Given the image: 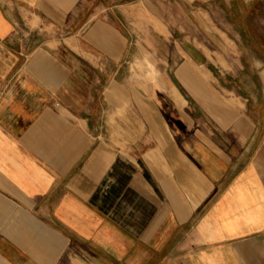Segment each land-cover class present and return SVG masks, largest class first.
Segmentation results:
<instances>
[{
  "label": "crops",
  "instance_id": "crops-1",
  "mask_svg": "<svg viewBox=\"0 0 264 264\" xmlns=\"http://www.w3.org/2000/svg\"><path fill=\"white\" fill-rule=\"evenodd\" d=\"M0 264H264V0H0Z\"/></svg>",
  "mask_w": 264,
  "mask_h": 264
},
{
  "label": "rangeland",
  "instance_id": "rangeland-1",
  "mask_svg": "<svg viewBox=\"0 0 264 264\" xmlns=\"http://www.w3.org/2000/svg\"><path fill=\"white\" fill-rule=\"evenodd\" d=\"M193 7H189L188 9L191 11H195L197 6L204 8L205 10L209 11L211 13V10L215 12V19H205V31L209 34H200L199 38L202 40L209 48H217L220 44L223 45H233L234 42L233 40L231 41L228 39V35H223L219 34L218 29H213V27L217 28L220 27L224 30L227 29V19L222 18V11H219L218 7H213L211 8L210 4H192ZM166 9L168 11H172L174 13L175 10L178 9L177 4H168L166 5ZM161 11L163 12V5L162 4H157V12ZM158 21V20H157ZM168 26L173 29V37L172 40H175L176 37H179V34H175L177 32V28H180L181 26L184 27L182 32H185V30L189 32H195V28L197 27L196 25V20L195 19H185V20H179V19H168ZM215 31L212 33V31ZM189 37L195 38V34H189ZM231 39L234 38L233 35H229ZM242 38V37H241ZM243 40V39H242ZM237 43V42H235ZM169 47L174 51V41L171 43V45L164 44L163 42H159L157 44V51H156V56H155V62L156 63H162V61H159V59L163 58V55L165 52L169 51ZM257 52L253 51L251 54H256ZM146 69V71H145ZM163 67H154V66H148V68H144L142 66H139L138 69L136 68V74H139L141 76H144L143 74L146 73V75L149 74H159L161 71H163ZM246 74H250L252 82L251 84H246L247 86L250 87L251 93H252V98H251V104L253 110L258 109L260 106H263V83L260 81L259 75L257 71L255 70L254 67H248L246 68L245 71ZM246 87V86H245ZM241 91H244V88L241 89ZM248 92V89H246ZM256 104V105H255ZM255 108V109H254Z\"/></svg>",
  "mask_w": 264,
  "mask_h": 264
}]
</instances>
